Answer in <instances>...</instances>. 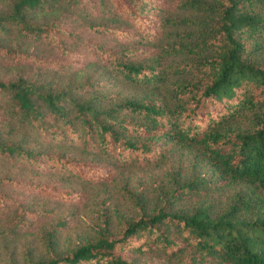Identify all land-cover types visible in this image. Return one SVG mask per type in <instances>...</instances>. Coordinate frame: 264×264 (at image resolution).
<instances>
[{
    "label": "trees",
    "instance_id": "trees-1",
    "mask_svg": "<svg viewBox=\"0 0 264 264\" xmlns=\"http://www.w3.org/2000/svg\"><path fill=\"white\" fill-rule=\"evenodd\" d=\"M0 64V264H264V0H0Z\"/></svg>",
    "mask_w": 264,
    "mask_h": 264
},
{
    "label": "rangeland",
    "instance_id": "rangeland-1",
    "mask_svg": "<svg viewBox=\"0 0 264 264\" xmlns=\"http://www.w3.org/2000/svg\"><path fill=\"white\" fill-rule=\"evenodd\" d=\"M9 69L8 66L0 64V72H7ZM94 186H92L88 193H87V198H85L81 203L77 204L75 206V212L74 215H71V219H68V223L65 225L64 229L61 231L59 234V243L62 247L66 246H73L75 245L78 241L79 238L85 234V232L89 229V226L91 222L94 220L93 219V212L95 208V203H97L98 199L102 198L101 193H96L93 195V192L96 190V188L93 189ZM108 189L111 191L112 196H115L114 198L118 199L119 195L117 193H114V187L110 184L107 185ZM114 191V192H113ZM93 197V200H92ZM119 200V199H118ZM41 202L47 205H51L53 202H50L49 200L42 199ZM124 205V204H123ZM72 208L70 205H63L60 206L59 208V213L61 212H68L70 211L69 209ZM52 215V214H51ZM45 217L43 221H41L39 224L36 225V227H41L42 225H49L50 221L52 218H47ZM34 228L31 231H27L26 234L22 236L23 239L26 238L28 240L29 238H34V242L38 243V228ZM21 238V239H22ZM39 248L41 247V243L39 242L37 245Z\"/></svg>",
    "mask_w": 264,
    "mask_h": 264
}]
</instances>
